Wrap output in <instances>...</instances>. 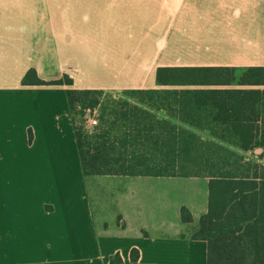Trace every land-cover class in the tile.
I'll return each instance as SVG.
<instances>
[{
    "label": "crops",
    "instance_id": "1",
    "mask_svg": "<svg viewBox=\"0 0 264 264\" xmlns=\"http://www.w3.org/2000/svg\"><path fill=\"white\" fill-rule=\"evenodd\" d=\"M257 66L264 0H0V264H207V242L193 235L208 178L84 175L65 91H155L125 99L137 113L111 132L124 157L166 153L171 137L231 136L206 91L248 87L161 85L157 68ZM30 69L71 85H25ZM136 163L113 168L156 165Z\"/></svg>",
    "mask_w": 264,
    "mask_h": 264
},
{
    "label": "trees",
    "instance_id": "2",
    "mask_svg": "<svg viewBox=\"0 0 264 264\" xmlns=\"http://www.w3.org/2000/svg\"><path fill=\"white\" fill-rule=\"evenodd\" d=\"M155 80L161 85L224 86L237 82L247 86L246 89L206 91L205 102L215 110L217 124L231 136L206 141L171 137L166 140L169 152L131 153L130 157H124L115 152L114 142L118 139L111 131L115 130L118 118L137 112L113 110L111 113L115 119L108 121V114L102 110L99 125L88 135L89 131L82 125L85 112L89 108L95 109L103 91L68 88L65 93L83 174L206 177L207 211L200 216L193 237L207 242V264H264V164L259 161L264 155V67H247L241 71L231 67H159ZM22 82L25 85H71V79L65 75L58 80L44 82L33 69L27 71ZM123 93L128 98L158 97L155 91L130 90ZM123 103L132 109L126 101ZM137 136L136 140L142 144L150 141L163 144V139ZM121 139L119 146L123 147V141L127 139ZM222 144L234 148L229 152L234 157L233 161L227 155L228 148ZM256 149L262 151L255 153ZM247 154L255 158L247 159ZM125 161H135L136 165H156L138 169L113 168L117 165L122 167L124 164L118 163ZM158 164L164 167L159 168ZM228 165L235 167L227 168ZM180 220L191 222V215L184 207L180 209ZM137 257V251L133 250L131 260L135 261Z\"/></svg>",
    "mask_w": 264,
    "mask_h": 264
},
{
    "label": "rangeland",
    "instance_id": "3",
    "mask_svg": "<svg viewBox=\"0 0 264 264\" xmlns=\"http://www.w3.org/2000/svg\"><path fill=\"white\" fill-rule=\"evenodd\" d=\"M124 91H120V92H116V91H112V92H109V91H106V92H103L100 99H99V104L95 106V109H97L99 111V113L101 114L102 113V110H105V112L108 114V121H113L115 119V115L113 113H111V111L115 110L117 112H123L124 110L127 111L128 106H124V101L125 99H130L128 98L124 93ZM90 109V108H89ZM92 110V109H90ZM118 118V116H117ZM120 118H118L117 120H119ZM83 127H84V130H87L89 131L88 132V135L91 134V132L93 133L95 131V126L93 127H87L85 126L86 123H82ZM223 145V144H222ZM223 147H226L228 148L227 149V155L229 156L230 159H232V161L234 160L233 158V155L230 154L229 152H232V150H234L233 147L231 146H228V145H223ZM225 151L223 153H220V154H224ZM247 159H250V158H255V156L253 155H249L247 154ZM251 156V157H250ZM245 161V160H244ZM247 161V160H246ZM249 161V160H248ZM260 163L264 164V155H263V158L262 159H259ZM235 166L234 165H228L227 168H234ZM195 187H193L191 190H193ZM193 197L192 198H189L188 200H192L193 203H196V200H195V196L194 194H192ZM196 199H199V198H196ZM194 207V205H192V208ZM195 212V211H194Z\"/></svg>",
    "mask_w": 264,
    "mask_h": 264
},
{
    "label": "built area",
    "instance_id": "4",
    "mask_svg": "<svg viewBox=\"0 0 264 264\" xmlns=\"http://www.w3.org/2000/svg\"><path fill=\"white\" fill-rule=\"evenodd\" d=\"M97 112L96 109H87L85 112V123L87 127H93L95 125H97ZM262 151V149H256L255 153H260Z\"/></svg>",
    "mask_w": 264,
    "mask_h": 264
}]
</instances>
